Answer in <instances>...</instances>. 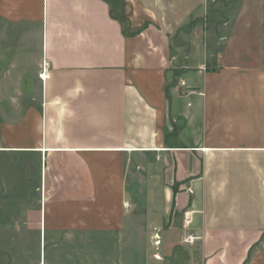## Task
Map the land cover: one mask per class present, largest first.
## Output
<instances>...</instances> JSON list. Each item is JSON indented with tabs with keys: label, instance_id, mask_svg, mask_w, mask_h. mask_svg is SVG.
<instances>
[{
	"label": "crops",
	"instance_id": "1",
	"mask_svg": "<svg viewBox=\"0 0 264 264\" xmlns=\"http://www.w3.org/2000/svg\"><path fill=\"white\" fill-rule=\"evenodd\" d=\"M4 196L43 240L142 221L144 264L157 233L183 264H264V0H0Z\"/></svg>",
	"mask_w": 264,
	"mask_h": 264
},
{
	"label": "rangeland",
	"instance_id": "2",
	"mask_svg": "<svg viewBox=\"0 0 264 264\" xmlns=\"http://www.w3.org/2000/svg\"><path fill=\"white\" fill-rule=\"evenodd\" d=\"M33 202L34 198L22 200L20 197H2L0 201V264L145 263L143 258H135V255L146 252V243L132 244L127 240L130 236L139 240L150 237V229L143 226L144 222L130 223L129 227L117 233L100 234L60 229L57 232L47 233L43 240L39 223L35 226V222L29 218L26 211ZM164 230L166 231L167 227H164ZM153 246L156 251L162 252L165 264H183L181 258L173 259L174 253L166 239L160 246L157 247L155 243ZM187 248L191 249V246L187 245ZM181 251L187 253L184 248Z\"/></svg>",
	"mask_w": 264,
	"mask_h": 264
},
{
	"label": "built area",
	"instance_id": "3",
	"mask_svg": "<svg viewBox=\"0 0 264 264\" xmlns=\"http://www.w3.org/2000/svg\"><path fill=\"white\" fill-rule=\"evenodd\" d=\"M188 192L190 194H193L192 189H188ZM124 206L126 207L127 204H125ZM193 215H194V212L187 211L184 214V218H183V229H184L183 242H184V244H187V245H194L200 240V237H198L194 232L191 231V225L193 223ZM154 238H155V245H157V247L160 246L161 245V238H160L159 234L157 233L154 236ZM156 258L159 259L158 256H156Z\"/></svg>",
	"mask_w": 264,
	"mask_h": 264
}]
</instances>
